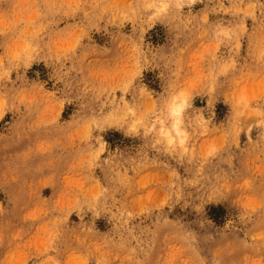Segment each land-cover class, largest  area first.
Returning a JSON list of instances; mask_svg holds the SVG:
<instances>
[{
    "label": "rangeland",
    "instance_id": "rangeland-1",
    "mask_svg": "<svg viewBox=\"0 0 264 264\" xmlns=\"http://www.w3.org/2000/svg\"><path fill=\"white\" fill-rule=\"evenodd\" d=\"M0 264H264V0H0Z\"/></svg>",
    "mask_w": 264,
    "mask_h": 264
},
{
    "label": "bare ground",
    "instance_id": "bare-ground-1",
    "mask_svg": "<svg viewBox=\"0 0 264 264\" xmlns=\"http://www.w3.org/2000/svg\"><path fill=\"white\" fill-rule=\"evenodd\" d=\"M171 111L173 115H178L180 112V105L177 104L173 105V107H171Z\"/></svg>",
    "mask_w": 264,
    "mask_h": 264
}]
</instances>
